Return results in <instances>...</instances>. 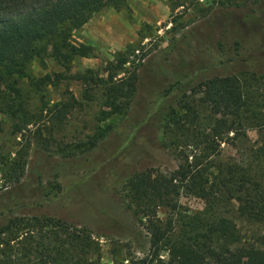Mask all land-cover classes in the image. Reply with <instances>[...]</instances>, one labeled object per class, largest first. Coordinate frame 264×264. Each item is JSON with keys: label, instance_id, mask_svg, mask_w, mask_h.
I'll return each instance as SVG.
<instances>
[{"label": "rangeland", "instance_id": "obj_1", "mask_svg": "<svg viewBox=\"0 0 264 264\" xmlns=\"http://www.w3.org/2000/svg\"><path fill=\"white\" fill-rule=\"evenodd\" d=\"M262 3L126 0L118 9L104 6L72 32L71 42L92 46V55L77 56L67 67L49 55L35 58L29 78L19 85L27 108L40 118L13 134L16 119L0 114V158L10 160L16 151L28 150L18 185L10 184L0 162V225L20 216L59 219L66 232L79 234L76 249L88 250L86 260L96 264L146 254L148 235L134 215L128 179L144 169L170 171L184 162L183 150L172 148L166 125L174 113L187 120H213L211 108L199 100L202 82L216 75L245 79L254 112L263 119L247 127L236 145L222 143L215 163L264 167L256 152L264 135V19L255 24L246 19ZM130 46L137 49L128 53L124 73L115 78L136 75V90L125 114L104 118L103 89L91 78H106L114 71L108 70L109 62L117 65L116 53ZM56 73L63 74L58 83L34 89L30 82L45 74L54 79ZM71 95L78 104L63 124L54 126L47 109ZM180 197L182 211L203 208L197 197ZM235 209L231 200L223 215L238 231L240 244L256 243L264 224L238 216Z\"/></svg>", "mask_w": 264, "mask_h": 264}, {"label": "trees", "instance_id": "obj_2", "mask_svg": "<svg viewBox=\"0 0 264 264\" xmlns=\"http://www.w3.org/2000/svg\"><path fill=\"white\" fill-rule=\"evenodd\" d=\"M108 5L118 9L126 0H0V114L16 119L13 134L41 116L29 111L28 98L19 85L29 78L30 63L49 55L67 67L77 56L92 55V46L75 45L70 37ZM246 19L253 24L264 19V3ZM136 49L130 46L117 52V65L109 62L108 70L114 71L106 78H91L103 89L104 118L121 116L129 107L137 77H115L124 73L128 53ZM62 76L56 73L54 80L45 74L30 82L40 89L58 83ZM251 94L246 80L238 75H216L202 82L199 100L211 108L213 120L205 116L206 122H200L198 116L187 120L172 114L166 131L172 148L183 150L184 162L170 171L148 168L130 176L127 195L139 225L147 232L149 248L142 256L115 264H264V229L256 243L240 244L238 231L223 215L225 204L233 200L238 216L264 224V167H240L235 161L223 166L215 163L222 154V143L236 145L247 127L263 119L254 112L256 102ZM76 104L72 95L54 102L47 109L54 126L63 124ZM1 124L0 119V132ZM87 143L95 146L96 142ZM256 152L264 158V135ZM27 153L26 147L10 160L0 158L10 184L20 183ZM183 194L203 200V208L182 211L179 199ZM66 231L61 220L49 216L11 218L0 225V264H96L86 260L88 250L76 249L79 234Z\"/></svg>", "mask_w": 264, "mask_h": 264}]
</instances>
